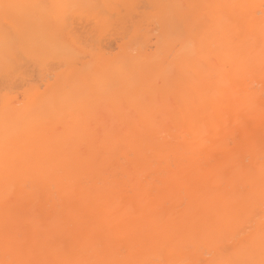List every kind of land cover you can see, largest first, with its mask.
<instances>
[{
    "label": "bare ground",
    "instance_id": "bare-ground-1",
    "mask_svg": "<svg viewBox=\"0 0 264 264\" xmlns=\"http://www.w3.org/2000/svg\"><path fill=\"white\" fill-rule=\"evenodd\" d=\"M7 2L94 5L76 10L72 24L84 43L105 53H115L128 37L137 35L153 46L157 29L151 19L158 4L208 7L189 9L177 18V24L202 20L197 33L202 57L200 61L183 57L191 75L173 80L169 87L157 86V106L138 99L151 84L154 65L141 69V80L124 76L115 68L107 72L111 85L104 116L126 119L133 132L143 129L153 139L155 164L140 162L141 168H155L158 174L159 183L152 191H148V182L138 178L128 184L113 180L103 185L95 181L72 183L56 174L45 179L42 170L46 164L80 166L81 153L75 147L65 152L64 146L72 136L73 144L85 139L86 130L73 133L70 121L61 124L55 119L38 124L36 109L41 93L28 87L0 88V259L6 249L13 250L17 259L45 264H180L185 260L222 264L244 258L246 249L255 250L258 259L264 239V160L260 158L264 151V0ZM43 16V9L35 10L37 26ZM89 17L106 20V28L97 29ZM103 63L102 68H107L108 58ZM21 68L22 72L31 70L16 74L20 83L26 78L40 79L38 65L19 63L14 71ZM96 70L95 66L86 69L85 75ZM134 70L130 63L127 71ZM85 83L95 90L94 81ZM151 111L162 113L158 126L148 119ZM226 115L230 116L227 128ZM6 125L11 161L7 172L3 149ZM205 127L209 131L207 142L201 136ZM229 138L231 144L227 143ZM128 142L138 144L139 140L130 135ZM119 164L118 159L113 162L114 167ZM224 164L230 167L221 174ZM29 174L36 178L41 195L46 197L54 190L62 201L63 224L52 232H38L30 217L14 216L18 231L6 233L2 198L6 182L14 187L8 203L14 210L21 196L28 195L22 182ZM181 191L186 196L183 203L179 202ZM67 224L74 227L64 226Z\"/></svg>",
    "mask_w": 264,
    "mask_h": 264
},
{
    "label": "snow or ice",
    "instance_id": "snow-or-ice-1",
    "mask_svg": "<svg viewBox=\"0 0 264 264\" xmlns=\"http://www.w3.org/2000/svg\"><path fill=\"white\" fill-rule=\"evenodd\" d=\"M94 5L57 4L41 5L30 3H11L0 0V88L11 91L16 87H28L42 94L41 103L36 109L37 123H47L55 119L59 123L70 121L73 133L86 130V138L73 144L75 136L70 137L64 146L67 152L75 147L81 153L79 167L72 163L46 164L42 174L44 178L59 175L63 179H70L72 183L95 181L98 184H110L113 180L131 183L135 179L148 182V191L159 183L155 168H141L140 162L147 161L155 164L153 159V139L146 135L143 129L133 132L126 119L105 117L103 109L110 94L111 80L107 72L109 68L118 69L124 75H131L136 80L142 79L141 69L146 65H154L151 84L138 97L141 103L153 107L159 103L157 86L163 84L169 87L173 80H182L191 73L183 64V57L188 56L191 61H200L202 48L198 43L197 33L201 21L177 24V18L189 9L208 7L197 4H158L151 19L156 26V41L153 46L144 43L140 37H128L120 49L115 53H105L99 48L84 43L74 30L72 21L76 10L92 9ZM43 9L44 16L39 26L35 24V10ZM58 9L59 11H49ZM103 15V14H101ZM97 29L106 28V20L100 21L89 17ZM143 31V29L141 30ZM223 45H221L222 47ZM165 53L167 55H165ZM262 67H264V48L261 50ZM105 58H108L107 68H102ZM29 62L42 69L39 80L26 78L18 83L20 78L14 71L19 63ZM135 66L132 73L127 71L129 64ZM96 67L95 73L85 75V70ZM203 67V64H200ZM85 80L95 82V90L90 89ZM41 81H47L43 83ZM261 96L264 97V83L261 85ZM171 101V96L168 97ZM123 112V110H122ZM127 115V112H123ZM148 119L153 126H158L162 113L151 111ZM239 120V113L236 114ZM225 127H228L230 116H225ZM135 135L139 143L130 144L128 137ZM209 135L205 127L201 136L207 142ZM232 143V138L227 140ZM4 167H11L9 158V131L7 125L3 135ZM264 160V151L261 153ZM119 166H113L115 160ZM230 167L224 164L219 169L223 174ZM22 187L28 195H22L15 209H9L8 203L12 199L14 187L6 182L2 198L5 202L6 233L15 234L18 224L13 217H30V222L38 232H52L63 224L64 207L55 191L46 197L41 195L37 187V180L33 175H25ZM55 189V185H52ZM178 195L186 199L181 191ZM264 196V192H262ZM74 227L72 224L64 225ZM242 231V230H241ZM242 259H230L222 264H264V239H262L257 253L246 249ZM0 264H45L44 261L17 259L13 250L6 249ZM97 264V262H91ZM180 264H191L181 261Z\"/></svg>",
    "mask_w": 264,
    "mask_h": 264
},
{
    "label": "rangeland",
    "instance_id": "rangeland-1",
    "mask_svg": "<svg viewBox=\"0 0 264 264\" xmlns=\"http://www.w3.org/2000/svg\"><path fill=\"white\" fill-rule=\"evenodd\" d=\"M87 27H88V26H87ZM87 27H86V28H87ZM88 28H90V27H88ZM88 28H87V29H88ZM80 30H82V28H81ZM83 32H85V29H84ZM79 33H80V32H79ZM81 34H82V32H81ZM83 35H84V34H83ZM82 37H83V36H82ZM27 65H28V64H27ZM22 67H23V66H22ZM24 67H25V65H24ZM30 68H31V66H30ZM17 70H19V69H16L15 71H17ZM22 70H23V69L21 68V71H20V70L17 71L16 74H18L19 72H20V74H21ZM27 70H28V69H26L25 71H27ZM30 70H31V69H30ZM30 70H28V71H30ZM25 71H24V72H25ZM24 72H22V73H24ZM25 73H26V72H25ZM27 73H28V72H27ZM20 74H18V75H20ZM23 75H24V74H23ZM1 78H2V77H1ZM1 78H0V79H1ZM36 79H37V78L34 77V80H36ZM20 81H21V79H20ZM18 83H20V82H18ZM18 98L21 99V95L18 94Z\"/></svg>",
    "mask_w": 264,
    "mask_h": 264
}]
</instances>
